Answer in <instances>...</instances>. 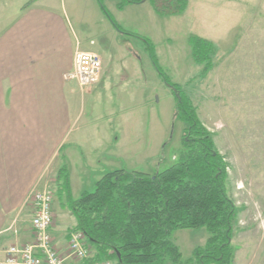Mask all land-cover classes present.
Wrapping results in <instances>:
<instances>
[{
  "label": "rangeland",
  "instance_id": "rangeland-1",
  "mask_svg": "<svg viewBox=\"0 0 264 264\" xmlns=\"http://www.w3.org/2000/svg\"><path fill=\"white\" fill-rule=\"evenodd\" d=\"M101 1L58 0L76 50L99 54L106 72L81 104L80 124L99 127V166L83 176L76 172L72 198L92 191L94 182L109 172L154 175L178 161L190 125L176 118L175 95L166 83L176 85L228 165L226 189L239 211L230 242L235 250L232 264H264V0H207L206 5L186 0L189 5L181 14L171 12L184 0H161L168 7L160 14L150 3ZM191 36L209 37L216 46L213 68L206 75L205 67L194 61ZM148 44L169 82L156 69ZM94 141L89 138L83 145L88 160ZM55 186L53 212L62 208L59 223L66 227L74 217ZM208 238L206 228L171 234L182 264ZM94 255L90 247L89 258L73 264H93Z\"/></svg>",
  "mask_w": 264,
  "mask_h": 264
},
{
  "label": "crops",
  "instance_id": "crops-1",
  "mask_svg": "<svg viewBox=\"0 0 264 264\" xmlns=\"http://www.w3.org/2000/svg\"><path fill=\"white\" fill-rule=\"evenodd\" d=\"M131 1L134 3L130 4H152L150 0ZM121 5L125 6L120 3L119 9ZM0 12V258H3L10 246L32 241L33 211L29 206L32 194L56 185L64 169L70 192L75 195L76 172L83 176L99 166L95 149L99 151L101 138L98 126L80 124L81 104L93 93L91 90L83 95L74 82H67L74 70L77 45L58 0H0ZM200 38L212 42L209 37ZM105 77L103 69L100 82ZM104 133L103 129L101 136ZM89 138L95 140L91 160L83 151ZM54 215L51 234L59 251L64 252L76 220L72 217L73 221L62 227L59 223L64 219L62 208L56 209Z\"/></svg>",
  "mask_w": 264,
  "mask_h": 264
},
{
  "label": "trees",
  "instance_id": "trees-1",
  "mask_svg": "<svg viewBox=\"0 0 264 264\" xmlns=\"http://www.w3.org/2000/svg\"><path fill=\"white\" fill-rule=\"evenodd\" d=\"M151 2L159 14L168 7L167 1ZM177 5L171 14L183 13L187 1ZM103 10L107 14L105 7ZM190 44L194 61L205 67L202 76L206 75L213 68L216 46L198 36H191ZM149 46L156 69L169 82L158 66L154 48ZM180 97L181 101L175 97L176 118L190 125V138L182 140L178 161L163 171L154 175L109 172L79 199L72 198L68 176L64 169L60 171L56 188L68 202L75 229L95 251L93 264H165L167 260L182 264L171 234L197 228H206L209 238L205 247L197 248L184 264H232L235 250L230 242L239 211L226 189L228 165L216 153L211 134L199 123L189 98L183 93Z\"/></svg>",
  "mask_w": 264,
  "mask_h": 264
},
{
  "label": "built area",
  "instance_id": "built-area-1",
  "mask_svg": "<svg viewBox=\"0 0 264 264\" xmlns=\"http://www.w3.org/2000/svg\"><path fill=\"white\" fill-rule=\"evenodd\" d=\"M102 72L103 60L99 54L77 49L74 54V70L67 82H74L80 91L88 93L101 81ZM54 198L52 187L32 194L29 200L33 211L32 241L25 245L10 246L5 256L0 258V264H73L76 261L83 263L89 258L90 249L86 238L78 230L69 233L64 252L57 248L51 234L55 223Z\"/></svg>",
  "mask_w": 264,
  "mask_h": 264
},
{
  "label": "water",
  "instance_id": "water-1",
  "mask_svg": "<svg viewBox=\"0 0 264 264\" xmlns=\"http://www.w3.org/2000/svg\"><path fill=\"white\" fill-rule=\"evenodd\" d=\"M166 85L173 92V94H175V97L178 99V101H181V97H180L178 89L169 83H166Z\"/></svg>",
  "mask_w": 264,
  "mask_h": 264
},
{
  "label": "flooded vegetation",
  "instance_id": "flooded-vegetation-1",
  "mask_svg": "<svg viewBox=\"0 0 264 264\" xmlns=\"http://www.w3.org/2000/svg\"><path fill=\"white\" fill-rule=\"evenodd\" d=\"M175 95V94H174Z\"/></svg>",
  "mask_w": 264,
  "mask_h": 264
}]
</instances>
